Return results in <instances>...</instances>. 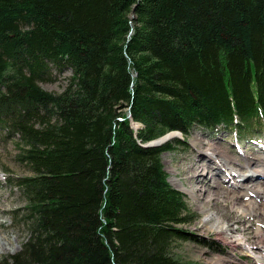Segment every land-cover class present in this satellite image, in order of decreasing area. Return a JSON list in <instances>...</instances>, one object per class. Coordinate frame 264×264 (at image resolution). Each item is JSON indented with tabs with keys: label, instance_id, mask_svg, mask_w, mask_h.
I'll return each mask as SVG.
<instances>
[{
	"label": "trees",
	"instance_id": "trees-1",
	"mask_svg": "<svg viewBox=\"0 0 264 264\" xmlns=\"http://www.w3.org/2000/svg\"><path fill=\"white\" fill-rule=\"evenodd\" d=\"M195 129L264 136V0H0V136L28 169V236L0 264H187L175 144H146Z\"/></svg>",
	"mask_w": 264,
	"mask_h": 264
},
{
	"label": "rangeland",
	"instance_id": "rangeland-1",
	"mask_svg": "<svg viewBox=\"0 0 264 264\" xmlns=\"http://www.w3.org/2000/svg\"><path fill=\"white\" fill-rule=\"evenodd\" d=\"M71 74V71L60 72L58 69L53 68L50 75L40 83L47 90L61 91L67 84ZM137 125L140 126L141 124L138 123ZM182 137V133L178 132V137L169 139L175 145L173 149L163 153V163L169 174V181L174 187L182 190L191 209L197 214L198 219L187 226V229L195 234V236L193 235L190 239L181 240L176 243L174 249L176 256L187 264H211V259L218 255L228 258L234 257V259L238 258L242 261L249 260L251 264L255 263L253 256L256 253L261 255L259 251L250 252L242 248L233 249L229 242L222 239L217 231L204 221L207 212L203 209V206L211 198L207 194V188H215V183L221 181L224 187L231 189V187L233 188L231 184H233L234 180L230 179L231 173L228 167L221 166L218 168L217 165L215 166L206 154L201 153L200 146L195 144L194 140L198 138L201 142H211L215 146H222L229 154L237 157L242 163L238 165V171L246 172L248 177L251 175L257 176L258 183L264 187V168L262 166L264 165V136L258 137L259 141L257 142L250 141L239 144L235 140L234 135H229L226 132L206 133V131L201 129H195L187 140L177 143V139H182ZM17 150L13 141L1 140L0 136V258L20 251L23 242H25L28 236L27 226L22 223L24 213L19 214L20 210L24 209L26 202L20 191L11 184L14 180L12 179L13 174H25L28 171L17 161ZM199 159H202L206 164L216 167L215 172L217 173L212 174L206 182L200 180L190 181L183 171L185 166L191 165ZM247 160L251 161L250 165H247ZM206 173L204 172V174ZM244 181L249 182L250 179L246 178ZM200 188L203 190L204 196L202 195L201 198H197L196 194H193L192 191ZM223 189L221 188L220 190ZM212 194H215V192ZM220 196L222 200L215 204L214 202H210L209 208L215 212L219 208L222 209L223 211H220V214L230 224L241 218L243 222L236 224V226L240 229L249 226L250 228L245 232V240L246 242L250 240L253 242L255 239L252 237L254 236L253 225L262 223L259 220L264 217V199L259 200L262 196L250 193L247 196L249 199H246L247 197L242 195L238 200V207L237 205L236 207H232L231 202L225 200L229 198V193L221 192ZM212 197H215V195ZM251 200L257 205L258 215H255V213L253 215L242 213L239 210V208L243 210L244 204ZM237 216L238 218L236 219Z\"/></svg>",
	"mask_w": 264,
	"mask_h": 264
},
{
	"label": "bare ground",
	"instance_id": "bare-ground-1",
	"mask_svg": "<svg viewBox=\"0 0 264 264\" xmlns=\"http://www.w3.org/2000/svg\"><path fill=\"white\" fill-rule=\"evenodd\" d=\"M178 136V132H170L168 134H166L162 139V140H169V139H173L176 138ZM195 144H198L200 146V151L201 153L206 154L214 163V165L221 167H228V169L230 170V179H233L234 182L233 184V188H226L222 185L221 181H217V183H215L214 187L216 188H212L211 187L207 188V194L210 198V201L207 202L204 206L203 209L206 210L207 214H206V218L204 219L205 223H207V225H209L210 227L214 228L218 235L224 239L226 242H229L231 244V246L233 247V249H237V248H242L246 251H250V252H256L259 251L261 255H258L256 253V255L253 256V259L255 261V263L253 264H264V217L261 218L262 223L258 224V225H253L254 227V237L255 239L253 240V242L248 241L246 242V231L250 228L249 226H245L244 228L240 229L238 228V226H236V224L238 223H242L243 220L241 218L237 219L238 216L236 217V221L234 223H228L224 220V218L222 217V215L220 214V211H223L222 209H218L216 212L214 210H212L211 208H209V204H211L210 202H214L218 203L219 201H221V196L220 193L221 192H227L229 193V198H226V201H230L231 202V206L232 207H238V200L240 199V197H242V195H244L245 197H247L250 193H254L257 196H262L259 198V200H263L264 199V187L263 185L261 186L258 183V179L257 176H249L246 174V172L244 171H238V165L242 164L239 159L235 156H232L231 154H229L222 146H215L213 143L208 142V143H204L201 142L200 139L196 138L195 140ZM250 160H247L246 163L247 165H250ZM212 166L210 164H206L205 162H203L202 159H199L198 161L194 162L191 165L185 166L183 168L184 173L187 175L188 179L190 181H204L206 182L210 176L212 174H215L217 172H215L216 167ZM264 168V165H262ZM255 169V168H254ZM204 172L206 174H204ZM246 180V178H249L250 181H244V179ZM243 180V181H242ZM252 182V184H250ZM195 184V183H194ZM221 188H224L223 190H220ZM213 192H215V194H212ZM193 194H196L197 198H201L202 195L204 196L203 190L200 189H196L195 191H192ZM213 195H215V197H212ZM246 199H249V197H247ZM245 199V200H246ZM254 200V199H252ZM248 201L247 203H245L243 210L241 208H239V210L242 213H246V214H250L253 215L255 213V215H258V208H256V203L254 201ZM257 200V199H256ZM244 202V201H243ZM241 204V203H240ZM227 205V204H226ZM230 205V204H229ZM226 211V210H225ZM224 211V212H225ZM256 219V218H255ZM263 225V226H262ZM257 245V246H256ZM238 260V261H237ZM251 261L247 260V261H242L240 259H234L233 258H228L226 256H222V255H218L215 258L211 259V264H251Z\"/></svg>",
	"mask_w": 264,
	"mask_h": 264
},
{
	"label": "water",
	"instance_id": "water-1",
	"mask_svg": "<svg viewBox=\"0 0 264 264\" xmlns=\"http://www.w3.org/2000/svg\"><path fill=\"white\" fill-rule=\"evenodd\" d=\"M173 132V131H172ZM177 132H180V131H177ZM165 136V135H164ZM164 136H162L161 138H159V139H156V140H153V141H150L149 143H147L146 145H149V146H151V145H162V144H164L166 141H168V139L167 140H162L161 141V139L164 137ZM178 137V136H177Z\"/></svg>",
	"mask_w": 264,
	"mask_h": 264
}]
</instances>
